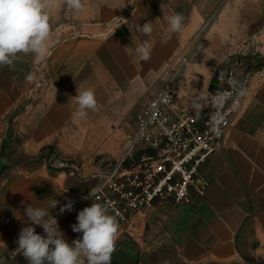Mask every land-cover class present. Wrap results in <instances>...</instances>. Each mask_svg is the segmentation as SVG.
<instances>
[{
    "label": "rangeland",
    "instance_id": "obj_1",
    "mask_svg": "<svg viewBox=\"0 0 264 264\" xmlns=\"http://www.w3.org/2000/svg\"><path fill=\"white\" fill-rule=\"evenodd\" d=\"M82 2L81 12L67 7L65 0L49 10L48 57L18 54L11 66L0 67L4 119L0 178L51 183L57 197L63 188L71 190L49 209L48 217L56 215L66 199L89 191L104 178L109 165L126 152L142 110L167 87L173 92L172 109L200 113L210 92L235 70L245 94H239L242 112L233 127H244L264 143V0H189L173 6L184 16L181 32L170 33L169 26L152 27L151 35L137 30L151 16L147 0ZM145 42L151 50L147 62L135 51ZM89 88L95 93L97 110L81 119L75 97ZM178 152L174 146L149 142H139L131 152L133 160L122 168L129 172L122 176L120 190L125 197L119 206L133 202L137 206L127 209L126 220L118 221L122 234L113 253L122 247L119 243L124 245L119 251L125 255L136 251L142 261L139 245L144 229L170 216L176 206L193 207L200 200L197 178L209 177L208 158L197 166V175L191 174L188 199L176 201L168 188L170 181L163 183L174 161L182 158ZM187 168L189 176L193 165ZM182 175L176 171L172 182L183 183ZM161 181L163 191L155 194ZM93 203L98 202L83 204L75 212ZM63 223L58 221V226L69 245L82 238V233L72 230L73 223ZM182 254L177 251L176 256L181 259Z\"/></svg>",
    "mask_w": 264,
    "mask_h": 264
},
{
    "label": "crops",
    "instance_id": "obj_2",
    "mask_svg": "<svg viewBox=\"0 0 264 264\" xmlns=\"http://www.w3.org/2000/svg\"><path fill=\"white\" fill-rule=\"evenodd\" d=\"M147 1L151 5V16L146 22L151 21L152 27L169 26L164 23L166 18L182 11L177 12L173 6L189 2ZM164 5L169 8L164 10ZM3 121L0 110V129ZM260 140L244 127H232L225 138L224 149L211 155L206 198L193 207L176 206L170 216L158 219L156 226L145 228L143 245H139L143 251L142 261L137 259L136 251L126 255L119 251L124 245L118 243L117 246L122 247L113 253L110 264L264 263V143ZM69 191L65 187L57 197L51 183L0 178V264H28L22 253L12 255L18 247L20 231L28 226L26 207L48 209L54 199L60 201L69 196ZM78 214L74 210L64 215L59 209L52 217L57 222L63 220L67 226L77 221ZM31 226L37 234L46 235L42 226ZM121 234L119 230L118 238ZM128 249H131L129 243ZM177 251L183 252L181 259L176 256Z\"/></svg>",
    "mask_w": 264,
    "mask_h": 264
},
{
    "label": "clouds",
    "instance_id": "obj_3",
    "mask_svg": "<svg viewBox=\"0 0 264 264\" xmlns=\"http://www.w3.org/2000/svg\"><path fill=\"white\" fill-rule=\"evenodd\" d=\"M65 3L74 12L84 9L82 0H65ZM57 6L58 0H0V67L11 66L18 54L31 53L42 60L51 54L49 10ZM166 19L170 33L182 31L184 17L181 14L170 15ZM137 30L144 35H151V21L143 26L138 25ZM135 51L141 60H150L151 50L146 42L138 45ZM227 83L233 88L238 85L235 79H229ZM244 94L245 90L241 88L240 95ZM75 98L79 118L85 119L89 111L97 110V100L91 88L79 92ZM225 98L223 93H217L213 103L220 105ZM214 130L218 132L219 128ZM57 204L58 201L54 199L48 209L26 207L25 223L28 226L20 231L13 257L22 253L28 264H85V259L87 264H110L119 224L115 216L109 214L108 208L93 203L80 211L78 223L72 225V230L82 233V238L69 245L56 219L52 216L46 219L50 214L49 209L56 208ZM73 204L72 200H68L60 212L72 211ZM31 225L42 226L46 235L37 234Z\"/></svg>",
    "mask_w": 264,
    "mask_h": 264
},
{
    "label": "built area",
    "instance_id": "obj_4",
    "mask_svg": "<svg viewBox=\"0 0 264 264\" xmlns=\"http://www.w3.org/2000/svg\"><path fill=\"white\" fill-rule=\"evenodd\" d=\"M229 79L238 81L236 88L227 83ZM240 89L239 75L235 70H230L222 79V83L210 92L202 111L194 113L190 110L172 109L173 92L170 88H165L150 101L138 116L136 131L128 137L127 149L121 159L109 165L110 168L99 183L83 194L69 197L64 201V205L68 200H72L74 202L72 211H74L83 204L95 201L106 206L109 214L115 216L117 222L126 220L127 209L137 205L133 202L126 203L123 207L119 206L121 198L125 197L120 190L122 186L120 183H124L122 176L129 172L128 169L123 171L122 168L126 162L133 160L130 154L139 142H149L157 147L165 143L168 146H174L175 150L179 149L177 154L178 156L182 155V158L177 162L174 161V166L163 183L170 181L168 188L173 192L176 201L188 199L187 184L191 181V174L197 172V166L206 158L211 161V155L224 149L225 138L229 130L236 126L240 118L242 112V106L238 100ZM217 93H223L226 97L220 105L213 103V97ZM217 121H219L218 125ZM216 127L219 128L218 132L214 130ZM166 160L169 161L172 158ZM188 164L193 165L189 176L186 175ZM176 171L183 173L182 177L185 179L183 183L172 182ZM197 182L200 185L196 186V191L200 197L199 201H201L206 198L210 178L198 177ZM163 186L161 181L155 194L162 193ZM72 211H65L64 215Z\"/></svg>",
    "mask_w": 264,
    "mask_h": 264
}]
</instances>
